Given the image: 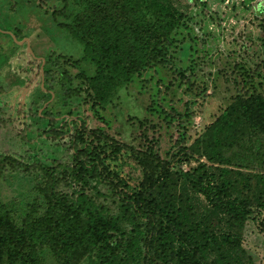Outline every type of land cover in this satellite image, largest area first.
Segmentation results:
<instances>
[{
    "label": "trees",
    "instance_id": "1",
    "mask_svg": "<svg viewBox=\"0 0 264 264\" xmlns=\"http://www.w3.org/2000/svg\"><path fill=\"white\" fill-rule=\"evenodd\" d=\"M49 17L77 40L82 53L44 56L45 84L37 96L45 101L52 93L66 102L80 98L83 91L68 85L77 78L87 86V98L104 105L135 75L158 65L190 80L188 68L176 63L171 37L184 16L168 0H61ZM72 67L78 69L75 77ZM249 94H238L206 135L191 144L177 141L180 149L172 161L133 150L144 178L132 191L106 163L107 146L115 152L132 148L102 129L88 128L71 112H54L53 103L32 111L35 121L48 123L42 136L69 138L74 164L69 170L61 160L49 164L35 153L42 179L21 217L9 206L0 208V264H257L240 236L189 227L187 216L174 215L150 195L173 167L195 162V190L213 203L227 199L236 224L244 225L251 214L249 194L255 187L264 195V95ZM85 173L107 184L121 213L107 214L86 192ZM71 177L81 187L66 191ZM121 221L130 223L135 234L124 231Z\"/></svg>",
    "mask_w": 264,
    "mask_h": 264
},
{
    "label": "rangeland",
    "instance_id": "2",
    "mask_svg": "<svg viewBox=\"0 0 264 264\" xmlns=\"http://www.w3.org/2000/svg\"><path fill=\"white\" fill-rule=\"evenodd\" d=\"M168 2L184 16L171 37L176 63L188 68L190 80L186 82L167 67H148L101 105L87 98V86L77 78L68 85L83 91L80 98L66 102L61 94L49 101L44 95L37 96L45 84L41 68L44 56L52 52L55 56L82 53L77 40L49 19L61 0H0V208L9 206L17 218L21 217L23 204L32 198L34 186L42 179L36 152L49 164L61 160L69 170L74 164L69 138L42 136L48 123L32 117L33 112L43 111L50 103L54 112H71L88 128L102 129L132 148L115 152L107 146L106 159L110 170L124 178L128 191H132L144 178L133 150L155 152L172 161L180 149L176 142L184 139L185 144H191L206 135L238 94L264 95V0ZM87 67L89 71L94 69L92 65ZM69 70L73 77L78 73L76 68ZM176 113L182 115L181 120ZM196 166L193 162L173 167L171 175L163 178L150 195L174 215L187 216L189 227L240 236L255 262L264 264V195L254 187L249 194L250 217L238 227L227 199L213 203L195 190ZM84 175L88 180L86 192L96 203L109 215L121 213L107 184L89 173ZM71 184L64 189L81 187L72 177ZM119 224L135 234L130 223ZM175 244L178 246V242ZM208 252L212 253L211 249Z\"/></svg>",
    "mask_w": 264,
    "mask_h": 264
},
{
    "label": "water",
    "instance_id": "3",
    "mask_svg": "<svg viewBox=\"0 0 264 264\" xmlns=\"http://www.w3.org/2000/svg\"><path fill=\"white\" fill-rule=\"evenodd\" d=\"M27 43L29 44V42H27ZM30 50H31V49H30ZM41 68H42V70H44V64H42ZM43 76H44V74H43ZM42 85H44V84H42ZM52 95L54 96L53 93H52Z\"/></svg>",
    "mask_w": 264,
    "mask_h": 264
}]
</instances>
